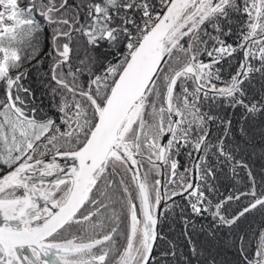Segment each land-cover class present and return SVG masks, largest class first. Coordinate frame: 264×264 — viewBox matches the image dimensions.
Returning <instances> with one entry per match:
<instances>
[{
	"label": "snow or ice",
	"instance_id": "snow-or-ice-1",
	"mask_svg": "<svg viewBox=\"0 0 264 264\" xmlns=\"http://www.w3.org/2000/svg\"><path fill=\"white\" fill-rule=\"evenodd\" d=\"M21 3L0 0V264H156L158 225L176 197L186 227L210 214L231 229L264 210L251 168L226 143L233 121L220 114L242 109L264 123V99H249L251 81L264 79V0ZM41 55L56 119L26 111L21 95L25 64L44 63ZM56 157L78 163L48 182L65 171ZM137 157L150 165L143 173ZM223 165L233 178L244 169L250 187L214 202ZM249 196L227 215L226 203ZM235 246L239 264H264V227ZM189 252L202 255L195 245Z\"/></svg>",
	"mask_w": 264,
	"mask_h": 264
},
{
	"label": "trees",
	"instance_id": "trees-1",
	"mask_svg": "<svg viewBox=\"0 0 264 264\" xmlns=\"http://www.w3.org/2000/svg\"><path fill=\"white\" fill-rule=\"evenodd\" d=\"M26 2L27 0H22L21 6ZM41 43L43 44V40ZM44 50L47 51L46 46ZM81 55H83V52H81ZM38 60L44 61V63L38 64L37 60H32L30 63L25 64L27 74L21 80L23 87L29 90L21 93L25 99V110L35 108L37 118L50 116L56 119L58 113L54 104L58 102V98L54 101L49 91L51 82L46 75L48 63L43 55L39 56ZM163 68L166 70L167 65L165 64ZM226 68L228 67L226 66ZM25 69H21V71ZM223 73H226L225 76H227L230 72L224 70ZM249 92V99H264V79L259 74L251 81ZM213 110L216 111V109ZM220 114L226 115L233 121L226 143L234 151L236 159L247 163L251 168L256 178L257 195L264 193V183H262V178H264V123L259 119L254 121L244 119L242 109H228ZM212 127L214 139L216 135H219V131L216 125ZM50 154H54V152H48L47 155ZM180 162L185 166L191 164V161L183 153L180 156ZM148 166L150 165L148 164ZM237 173L238 175L233 178V174L227 165H223L217 171V179L213 182L215 187V192L212 194L214 202L249 189L250 181L247 178L246 171L237 168ZM175 199L176 211L171 215L167 213L162 218L160 233L163 239L158 241L159 247L155 250L156 264H159L161 260L160 254L168 250L169 242L175 245L172 250L176 253L175 257L169 256L166 258L169 264H204L205 260L209 264H212V261H215V264H239L235 246L236 239L244 235L247 242V238L254 237V234L264 227V210L259 208L246 214L231 229L219 227L210 214L203 217L192 216L194 228L186 227L184 217L189 213L185 211L183 215L180 214V206H184L185 201L180 197ZM251 199L250 196L241 197L239 201L226 203L227 215L235 214ZM186 232L187 235L191 236V240L187 239ZM209 233H212L215 238L213 239ZM190 245H195L202 255L199 257L191 256L189 252Z\"/></svg>",
	"mask_w": 264,
	"mask_h": 264
},
{
	"label": "flooded vegetation",
	"instance_id": "flooded-vegetation-1",
	"mask_svg": "<svg viewBox=\"0 0 264 264\" xmlns=\"http://www.w3.org/2000/svg\"><path fill=\"white\" fill-rule=\"evenodd\" d=\"M235 63H236V62H235ZM235 63L233 62V67H232V68H226V69H224V70H226V71H228V72H232L233 69H234V67H235ZM223 74H224V76L226 75V73H223ZM227 75H228V74H227ZM140 164H141L142 171L145 172V169L147 168V165H148L147 159H146V158H141V157H140ZM56 172H57V171H54V173H56ZM121 174L123 175L124 180H125L126 183H129V184L132 183L131 180H130L131 173H129V172H127V171H121ZM113 179H118V177H113ZM164 182H165V181H164ZM62 187H63V186H62ZM169 204H171V201H169ZM104 211H106L108 214H110V210H104ZM166 214H167V213H164L163 216L165 217ZM163 216H162V218H163ZM102 218H103V217H102ZM95 219H96V217H93V220H95ZM161 226H162V222L159 224V231H160ZM121 227H123V225H121ZM76 234H77V235L83 234V235L86 236V238H87V237H90V236L93 235L92 232H88V233H76ZM101 234H102V233H101ZM114 240H118V241H119V243H118L116 246H119V244H122V243H123L122 239L119 237V234H118L116 237H114ZM158 241H159V240H158ZM158 241H157V243H158ZM155 250H156V249H155Z\"/></svg>",
	"mask_w": 264,
	"mask_h": 264
},
{
	"label": "water",
	"instance_id": "water-1",
	"mask_svg": "<svg viewBox=\"0 0 264 264\" xmlns=\"http://www.w3.org/2000/svg\"><path fill=\"white\" fill-rule=\"evenodd\" d=\"M162 65L164 67V63L162 62ZM55 156V153L54 154H50V155H46V156H43L41 157L42 159H44L45 161H49L51 157ZM138 160H140V157H137ZM56 163H59L63 168H64V172H56L54 173L53 176H50V177H45L44 179L48 182L56 179V178H59L60 176H64L68 171H70V169L76 165L78 162H75V161H72V160H68L67 158H60V157H56ZM135 171V169H134ZM139 171L141 173H143L142 171V168H141V164H140V167H139ZM41 204H43V201H41ZM158 230H159V225H158Z\"/></svg>",
	"mask_w": 264,
	"mask_h": 264
},
{
	"label": "rangeland",
	"instance_id": "rangeland-1",
	"mask_svg": "<svg viewBox=\"0 0 264 264\" xmlns=\"http://www.w3.org/2000/svg\"><path fill=\"white\" fill-rule=\"evenodd\" d=\"M6 23H9V22L6 21ZM185 39H186V38H185ZM166 65H167V64H166ZM167 67H168V65H167ZM166 70H167V68H166ZM149 167H150V166H148V167L145 169V171H146ZM120 171H126V170H124V169H123V166H121Z\"/></svg>",
	"mask_w": 264,
	"mask_h": 264
}]
</instances>
